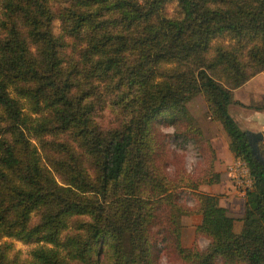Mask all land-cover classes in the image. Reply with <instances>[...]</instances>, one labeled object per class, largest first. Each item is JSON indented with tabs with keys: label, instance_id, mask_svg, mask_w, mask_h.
Listing matches in <instances>:
<instances>
[{
	"label": "trees",
	"instance_id": "obj_1",
	"mask_svg": "<svg viewBox=\"0 0 264 264\" xmlns=\"http://www.w3.org/2000/svg\"><path fill=\"white\" fill-rule=\"evenodd\" d=\"M169 1L0 0V239L37 244L28 261L9 258L7 244L0 264H161L169 240L182 264H264V164L229 112L233 90L264 70V0H176L174 16ZM55 3L65 4L57 16ZM67 39L81 44L80 66L69 56L64 66ZM104 92L118 115L107 129L93 117ZM195 93L249 171L238 233L218 195L198 192L184 207L158 177L167 148L157 125L193 127L185 103ZM247 107L264 111V97ZM192 134L203 140L198 128L182 131ZM46 146L60 156L46 163ZM259 151L264 160V139ZM183 214L201 215L190 247ZM85 216L81 235L61 240Z\"/></svg>",
	"mask_w": 264,
	"mask_h": 264
},
{
	"label": "rangeland",
	"instance_id": "obj_2",
	"mask_svg": "<svg viewBox=\"0 0 264 264\" xmlns=\"http://www.w3.org/2000/svg\"><path fill=\"white\" fill-rule=\"evenodd\" d=\"M64 5V3H55L52 5V10L56 14V16L58 15L59 10ZM166 10L169 16L176 15V0H170L166 5ZM51 30L55 36L59 35L60 21L58 18L53 19L51 23ZM217 43H222L224 44V46H228L232 43V41L218 39L213 42V45ZM79 48H81L80 43L74 45L72 39L66 40V45L63 47V54L67 55L64 66H66L68 56L71 57L74 62L77 61L78 66H80V62H78L80 61V56L78 54ZM133 57V54H129L127 55L126 59H128L129 61H133ZM221 83L225 84L224 81H221ZM104 98V104L96 106L97 109L93 117L95 121L102 126L103 129H107L114 123L115 117L117 118L118 115L116 113V110L114 109L115 106L110 105L112 98L105 95V92ZM262 98H260L259 101H255L254 99V101H251L250 105L244 104V106H241L239 103H237L235 104V107L233 106V109L236 108L242 110L241 112L247 114H250L254 111H262L247 107L261 103ZM185 104L190 116L192 117L191 125H193V127H189V124L186 123H183L177 127L173 125H157L158 139L162 140L167 148V152L164 154L161 160L159 158L158 162L156 163L158 177L163 178V180L167 177V179L170 180L173 186L169 187V192L175 194L176 203L184 207L195 208V195L198 192L210 193L208 192L210 190L215 191L214 194L218 195L219 199L234 196V202L237 201L238 203H240L241 198H244L245 200V191L249 189L252 184L246 162L240 158H235L232 166L225 169L223 173L224 175L229 176L228 178L230 179V181L227 183H222L221 173L215 166L217 161L216 153L212 149L209 139L206 138L205 135V133L217 134L219 130H223L222 126L219 121L216 120L215 117L209 112L205 98L201 93H195L186 101ZM194 128H198V130L201 131L203 140H197L198 137L193 134L190 137L182 135L183 130H193ZM240 129H244L242 124L240 126ZM47 139L62 141L65 140L66 137L64 134H62L61 136L59 135L55 137H47ZM76 149L79 152V149ZM41 154L46 163H48L46 156H48L49 158L60 156V154L55 152L54 149H52L50 146H46L45 151L41 150ZM156 164H154L155 167ZM87 166L89 167L88 164ZM214 173L218 174L219 180L217 182H212L216 179ZM56 179L59 182L57 177ZM193 184H196V186H193ZM164 211L165 206L162 210H160L161 215L159 214V221L164 217ZM192 215L196 214H183L179 217L181 234L183 233L185 239H190L191 235H193L190 231L193 226V222H190V217ZM39 217L40 211L34 212L32 214L31 221L37 222L39 220ZM77 221L86 222L89 221V218L86 216L72 218L69 222L68 229L62 233L61 240L69 235H81V230L76 229ZM206 242L208 243V241L201 239L198 243L199 247L201 249H204L207 244ZM7 244H9L10 246V250L8 251L9 258L13 259L16 256H19L20 261H28L29 259H31L30 251L37 246V244L35 243H23L13 238L4 237L0 239V248L6 247ZM158 246L161 248V264H182L181 260L179 259L178 253L174 248L173 241L169 240L166 246H164L162 243H159ZM220 262L221 260H218L219 264Z\"/></svg>",
	"mask_w": 264,
	"mask_h": 264
},
{
	"label": "crops",
	"instance_id": "obj_3",
	"mask_svg": "<svg viewBox=\"0 0 264 264\" xmlns=\"http://www.w3.org/2000/svg\"><path fill=\"white\" fill-rule=\"evenodd\" d=\"M233 93L234 100L243 105H250L251 101H254V99L255 101H259L260 98L264 97V70L252 77L242 86L236 88ZM233 106L235 107L236 105L232 104L229 106V112L232 117L236 120L239 127L242 124L244 127L243 130H250L253 132L260 131L264 134V111H254L250 114H247L241 112L242 110L236 108L233 109ZM231 110L233 113L231 112ZM205 135L206 138L209 139L212 149L216 153L217 161L215 166L217 170L221 173V182L227 183L230 181V179L228 178V175L226 176L223 174L224 170L228 167H231L233 161L235 160L233 153L228 147V139L224 134L223 130H219L217 134L205 133ZM208 192H210V194L215 193V191L213 190H210ZM236 202H234V196L219 199V204L227 209V212L230 216L236 218L233 224V230L234 232L238 233L242 228V221L238 220V218H240L244 213L245 200L244 198H241V205L240 203ZM190 222H193V226L190 230L193 234L191 235V238L185 239L183 233L181 234L182 245L186 247H189L194 241L195 226L201 222V215H192L190 217ZM201 239L208 241L207 239L200 237L198 239V243Z\"/></svg>",
	"mask_w": 264,
	"mask_h": 264
},
{
	"label": "water",
	"instance_id": "obj_4",
	"mask_svg": "<svg viewBox=\"0 0 264 264\" xmlns=\"http://www.w3.org/2000/svg\"><path fill=\"white\" fill-rule=\"evenodd\" d=\"M248 145L252 156L260 163L264 164V160L259 151V142L263 141L264 134L260 131L253 132L250 130L245 131Z\"/></svg>",
	"mask_w": 264,
	"mask_h": 264
}]
</instances>
